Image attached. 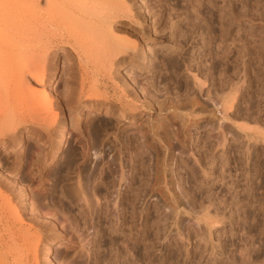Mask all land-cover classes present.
<instances>
[{"label":"rangeland","instance_id":"obj_1","mask_svg":"<svg viewBox=\"0 0 264 264\" xmlns=\"http://www.w3.org/2000/svg\"><path fill=\"white\" fill-rule=\"evenodd\" d=\"M17 1L0 0L18 9L12 26L0 22V264H264V0H126L114 33L142 28L131 37L156 51L164 76L136 73L147 105L125 115L123 82L97 87L112 37L80 27L73 0H39L42 11ZM60 31L81 58L69 44L46 47ZM46 52L42 80L30 70Z\"/></svg>","mask_w":264,"mask_h":264},{"label":"bare ground","instance_id":"obj_2","mask_svg":"<svg viewBox=\"0 0 264 264\" xmlns=\"http://www.w3.org/2000/svg\"><path fill=\"white\" fill-rule=\"evenodd\" d=\"M14 1V0H13ZM16 2H18L17 0H15ZM20 1V0H19ZM23 2L24 1H26V2H28L29 0H22ZM33 2H34V4H35V6L40 10L42 7H40L41 5H40V2H39V0H32ZM64 2L65 0H48V3L49 2H51V3H54L53 5H55V6H61V3H60V5L58 4L59 2ZM67 1V0H66ZM74 1V0H73ZM73 1H69V2H71V4H69V5H67V7L66 8H68V11L67 12H69L70 14L69 15H73V14H75V15H73V16H76V14H77V17H76V19L78 20V22H77V24H79L80 25V27H82L83 26V28L85 27V26H89L91 29H89V30H91V31H96L95 33H97V34H99L100 36H102V42H104L105 40H106V38H108V36L106 37V35L108 34L109 36H110V38H108V39H111V37H112V42H111V40H109L112 44H113V46H112V48H110V49H108V47L107 46H105V47H107V49H108V52H106L107 53V55H106V53H105V55H104V58H105V56H108L109 58H108V60H109V70L111 71L110 73H109V77L107 78H100V79H102V82L97 86L98 88H100L101 89V87H103V88H108L109 87V85L108 84H110V83H112V84H114V82H115V80H116V78H119V80H121L122 82H123V88H122V91L124 92L122 95V98H124V100L123 101H120L121 102V108L123 109V114L125 115V114H127L128 112H131V113H135V112H137L138 111V109L140 110V108H142V107H145L146 105H147V102L146 101H144V100H141L140 98L138 99V93H141V92H138L137 93V90L139 89L138 88V86H137V83H136V81H135V79H137L138 78V76L139 75H137L136 73H138L139 71H141V75H143L144 73H153L154 72V74H156V73H159L157 76L158 77H162L163 78V76H162V74H160L161 73V69H160V65H159V63H158V59H159V56L156 54V51L153 49V48H150V49H148L146 46H144L143 44H141L137 39H135V37L133 38V37H131V36H137L138 37V33L139 34H142V36H145V34H146V32H144V30H142V28L141 29H139L138 30V28H137V26H135L134 28H133V33H132V35L130 36V35H126V36H123V35H116L115 33H114V28H113V23H115V21L118 19V18H121V17H126V16H128L127 15V11L129 12V11H131L130 9H131V6H129L128 5V3H127V1L126 0H115L113 3H111L110 4V6L109 7H107V9H105V11L104 10H102L100 13H92V11L90 12V10H89V7H94V6H96V5H98L99 3H98V1L99 0H82V3L81 4H79V5H73ZM7 2V1H6ZM25 2V3H26ZM30 2V1H29ZM81 2V1H80ZM21 3V2H20ZM68 3V2H67ZM78 3V2H77ZM98 3V4H97ZM22 4V3H21ZM64 4H66V3H64ZM92 4V5H91ZM18 5V4H17ZM49 5H50V3H49ZM22 6V5H21ZM64 6H61V8H63ZM65 7L63 8V9H65ZM105 7V6H104ZM36 8V9H37ZM45 9V8H44ZM58 9V8H57ZM16 10H18V9H16V7H15V5L13 4V3H7V4H0V17H3V19L1 20L0 19V22H2V25H3V22H4V25H5V27L7 26H12V23L13 22H10V20H11V18L10 17H12L14 14H15V12H16ZM43 9H41V11H42ZM36 11V10H35ZM38 12H40V11H38ZM66 12V13H67ZM17 13V12H16ZM36 13V12H35ZM34 14V13H33ZM37 14V13H36ZM16 15V14H15ZM68 15V14H67ZM38 16H40L39 14H38ZM53 16V15H52ZM72 16V17H73ZM135 16V15H134ZM37 18V15L36 16H34V18ZM60 17V19L62 20V18H61V16H59ZM10 18V19H9ZM35 18V19H36ZM39 18V17H38ZM9 19V20H8ZM35 19H33V20H35ZM39 20V19H38ZM76 20V21H77ZM132 21H133V23L134 24H136V25H138V24H140L138 21H135L134 19H131ZM12 21V20H11ZM36 21V20H35ZM53 21V20H52ZM57 20H55V22H56ZM22 23V22H21ZM21 23H19L18 22V24H20L21 25ZM54 24V22H51V25H53ZM14 24V23H13ZM76 24V25H77ZM132 24V23H131ZM133 24V25H134ZM1 25V26H2ZM16 25V24H15ZM19 25V26H20ZM36 25V24H35ZM50 25V24H49ZM50 25V26H51ZM132 25V26H133ZM18 26V25H17ZM17 26H16V28H17ZM58 26V25H57ZM4 27V28H5ZM52 27V26H51ZM3 28V29H4ZM12 28V27H11ZM14 28H15V26H14ZM36 28H38V26L36 25ZM59 28V27H58ZM77 28V27H76ZM82 28V29H83ZM39 29V28H38ZM44 29H46V28H44ZM11 30V29H10ZM36 30V29H35ZM39 30H41V28L39 29ZM38 30V31H39ZM47 30V29H46ZM56 30H58V29H56ZM56 30H54V31H56ZM61 30V29H60ZM85 30H87V29H85ZM84 30V31H85ZM88 30V31H89ZM117 30V29H116ZM33 31V30H32ZM37 31V30H36ZM37 31V32H38ZM42 31V30H41ZM44 32H45V30H43ZM42 31V33H44ZM64 32V31H63ZM82 32V31H81ZM90 32V31H89ZM36 33V32H35ZM91 33V32H90ZM94 33V32H93ZM105 34V33H107L106 35H101V34ZM67 34V33H66ZM96 34V35H97ZM38 35V34H37ZM42 35H45V33L44 34H42ZM74 35V34H73ZM95 35V36H96ZM40 36V35H39ZM85 36V35H84ZM99 36V38H101ZM104 36V37H103ZM34 37V36H33ZM37 37V36H36ZM46 38V37H45ZM86 38V37H85ZM89 40L91 41V36H89ZM103 38H105L104 40H103ZM39 39V38H38ZM40 39H42V36H41V38ZM47 39V44H48V46H46V47H52V46H54V47H59V48H61L60 46H64V44H69V45H71V47L73 48V49H75L76 50V52H78V56H79V58H81L82 57V54H80V52L78 51V48L80 47L79 45L80 44H78V40H76V39H71V38H68V39H66V37H65V35H64V33H62V31H60V32H54L53 34H52V36H48V38H46ZM87 39H88V37H87ZM93 39H95V38H93ZM93 39H92V41H93ZM96 39H98V36L96 37ZM101 40V39H100ZM38 41V40H37ZM41 41V40H40ZM44 41V40H43ZM83 42V41H82ZM36 43V42H35ZM84 43V42H83ZM89 43V42H88ZM100 43V42H99ZM109 43V42H108ZM111 43H109V44H111ZM103 44H105V43H103ZM108 44V45H109ZM89 45V44H88ZM106 45H107V43H106ZM106 49V48H105ZM74 50V51H75ZM106 51V50H105ZM167 51V52H166ZM73 52V51H72ZM163 52V51H162ZM164 52H166L167 54H163L162 56H163V60L165 61H167V62H165L166 63V65L168 64H172V66H176V65H179V61H176V60H174L173 58H172V53L171 52H169L168 51V49H166ZM169 52V53H168ZM75 53V52H74ZM174 53V52H173ZM49 54H51V53H49ZM52 55V54H51ZM51 55H48L47 54V52L46 53H44V59H43V61H41L40 63H35V65L32 67V69L30 70V72L31 73H33V74H35L36 76H38L40 79H44L46 76H47V74L51 71V69H52V67H53V63L51 62V61H45V60H47L48 58H49V56H51ZM190 55V54H189ZM85 56V55H84ZM177 56H178V54H177ZM10 57H11V55H10ZM174 57V56H173ZM179 57V56H178ZM107 58V57H106ZM189 58V57H188ZM4 60H5V62L7 61V59L9 60V58H8V56H4V58H3ZM189 59H191V58H189ZM162 60V59H161ZM181 60V59H180ZM97 61V60H96ZM127 61H129V63H127ZM191 61V60H190ZM189 61V63H191ZM2 62V61H1ZM106 62V61H105ZM160 63H163V62H161V61H159ZM184 62V61H183ZM183 62H182V64H183ZM8 63V62H7ZM6 63V64H7ZM188 62L187 63H185V64H189ZM95 65V64H94ZM104 65V64H103ZM102 65V66H103ZM119 65H123V67L124 66H129V69L130 68H132V74L133 75H137V76H134V80H132V78L130 79V78H125V77H121L118 73H116L117 72V70H118V67H119ZM105 66V65H104ZM123 67H121L120 69H121V72H123ZM177 67V66H176ZM126 68V67H125ZM162 68V67H161ZM175 68V67H174ZM188 68V67H187ZM199 68V67H198ZM201 68V67H200ZM99 69V68H98ZM120 69H119V71H120ZM163 69V68H162ZM171 69V68H170ZM125 70V69H124ZM127 70V69H126ZM166 70V69H165ZM182 70V69H181ZM91 70H89L87 67H86V69H84V77L85 78H88L89 77V75H90V73H92V72H90ZM167 71V70H166ZM178 71V70H177ZM171 72V71H170ZM169 72V73H170ZM148 74H146L145 75V80H146V82H144V85H145V83L147 84L146 85V87L148 86H150L151 85V82H153L152 83V85L153 86H155L156 87V91H160V88H159V85H158V83H156L157 85H158V87H157V85L154 83L155 82V80L153 81V78H150L151 76H148ZM153 74V75H154ZM172 73H170L169 74V76H167V77H165V79H168L169 81H171L170 79H172L173 80V78H175V77H173L172 75H171ZM176 74V73H175ZM178 74V73H177ZM140 75V76H141ZM151 75V74H150ZM166 75H167V73H166ZM165 75V76H166ZM144 76V75H143ZM179 76V75H178ZM155 77V76H154ZM195 77V82H197L196 84L198 85V87L197 86H195V87H197L198 88V92H201V91H203V88H204V86H205V83L206 82H204L203 80L201 81L197 76H194ZM179 79V78H178ZM167 82V81H166ZM189 82V81H188ZM187 82V83H188ZM83 83V82H82ZM81 83V84H82ZM116 83V82H115ZM190 83V85H188V88H189V86H190V89L189 90H192V91H195V90H197V88H195L194 86H193V84H191V82H189ZM112 84H111V86H112ZM84 85V84H83ZM122 85V84H121ZM120 85V86H121ZM151 85V86H152ZM116 86V85H115ZM150 86V87H151ZM222 86V85H221ZM96 87V88H97ZM149 87V88H150ZM97 88V89H98ZM223 88V87H222ZM118 89V88H117ZM151 89V88H150ZM150 89H149V91H150ZM153 89H155V88H153ZM225 89V88H224ZM88 90H86V85H84V86H82V89H81V94H80V96H79V101L81 100V98L86 94V92H87ZM145 91V90H144ZM149 91H146V93L147 92H149ZM155 91V92H156ZM150 93H151V91H150ZM148 94L147 96H149V95H151V94ZM160 93V92H159ZM134 95V98H137L136 100L137 101H134L133 99H131L130 97H129V95ZM157 94V93H156ZM155 94V96H157ZM91 95V97L92 96H94L95 95V97H96V93L94 94V95H92V94H90ZM99 96V95H98ZM143 96V95H142ZM152 96V95H151ZM89 97V96H88ZM120 97H121V95H120ZM119 97V98H120ZM140 97V96H139ZM146 97V96H145ZM153 97H154V95H153ZM159 97V96H158ZM99 98H100V96H99ZM99 98L98 99H96V103H100V102H102L101 100H99ZM121 98V99H122ZM148 98V97H147ZM220 98H222L221 96H220ZM219 98V99H220ZM155 99V98H154ZM235 99V97H233L232 98V100H234ZM133 100V101H132ZM161 102V101H160ZM166 102V101H165ZM168 102V101H167ZM162 103V102H161ZM160 103V104H161ZM172 104V103H171ZM187 104V103H186ZM226 104V103H225ZM168 105V104H167ZM224 105V104H223ZM230 105V107H232L233 106V102H231V104H229ZM174 106H176V105H174ZM225 106V105H224ZM163 107V106H162ZM161 108V107H160ZM139 113V112H138ZM123 115V116H124ZM177 117H178V115H177ZM46 120V119H45ZM182 133L184 134V133H186V131L187 130H189V126H188V123H187V118H186V116L185 115H183V117H182ZM161 122V121H160ZM165 125H167L166 123H163V122H161V124L159 125V127L161 128H163V127H166L165 129H167L168 128V126H165ZM158 126H157V129L159 128ZM98 131V130H97ZM99 132V131H98ZM168 136H170V139L171 138H174V135L175 136H177L178 134H176V133H170V132H167L166 133ZM99 135L97 134V137H98ZM175 138H177V137H175ZM99 139V138H98ZM130 140H132V138L130 137L129 138V141ZM100 141V140H99ZM143 160V159H142ZM89 168V167H88ZM87 167H85V170H89ZM91 168V167H90ZM92 170V169H91ZM90 172V171H89ZM122 175V174H121ZM90 176H92V175H90ZM85 178H87V177H85ZM89 178V177H88ZM88 180V179H87ZM114 181V180H113ZM88 182V181H87ZM113 184V183H112ZM139 190V189H138ZM141 192V191H140ZM121 228V227H120ZM139 229V228H138ZM137 229V231H139L138 233L139 234H137V235H140V230H138ZM140 237V236H139ZM139 237H138V239H139ZM0 239H1V242H4V240H5V238H4V236H3V234L2 235H0ZM141 242V241H140ZM138 245V244H137ZM52 247V246H51ZM140 248V247H139ZM138 248V249H139ZM49 249H50V247H49ZM55 251V250H54ZM139 251V250H138ZM50 253V252H49ZM47 254V253H46ZM48 256V255H47Z\"/></svg>","mask_w":264,"mask_h":264}]
</instances>
